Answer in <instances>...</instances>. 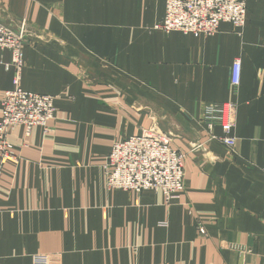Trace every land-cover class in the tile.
I'll return each mask as SVG.
<instances>
[{"label":"crops","instance_id":"obj_1","mask_svg":"<svg viewBox=\"0 0 264 264\" xmlns=\"http://www.w3.org/2000/svg\"><path fill=\"white\" fill-rule=\"evenodd\" d=\"M246 5L243 28L195 37L156 30L166 0H0V22L27 30L21 87L56 108L0 155V264H264V0ZM11 61L0 50V119ZM205 103L236 106L235 155L209 141ZM151 127L185 155L172 203L107 188L114 145Z\"/></svg>","mask_w":264,"mask_h":264},{"label":"built area","instance_id":"obj_2","mask_svg":"<svg viewBox=\"0 0 264 264\" xmlns=\"http://www.w3.org/2000/svg\"><path fill=\"white\" fill-rule=\"evenodd\" d=\"M247 16L246 0H166L164 21L156 26L166 34L179 32L195 37L211 36L218 32L221 23L235 28L245 26ZM27 30L23 24L19 30L0 22V50L9 51L11 64L7 68L15 71L13 88L6 92L1 108L0 155L2 161L16 159L9 134L18 127L30 135L34 127L46 130L54 120L56 108L54 98L25 91L21 87V73L24 67L23 49ZM241 82V62L234 63L231 83L237 88ZM200 125L209 141H217L231 153L236 154L237 139L233 136L236 125V106L229 103H205L202 106ZM219 128L221 135H216ZM204 150L201 144L193 151ZM108 190H123L142 193L152 190L161 192L167 203L180 198L185 191V155L173 146L172 136L157 127L145 130L140 136L115 144L104 167ZM198 232L206 234L202 224ZM41 264H48L51 257L42 256Z\"/></svg>","mask_w":264,"mask_h":264}]
</instances>
